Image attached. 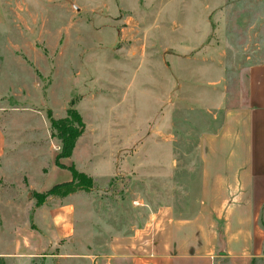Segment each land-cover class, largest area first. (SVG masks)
I'll return each mask as SVG.
<instances>
[{"label": "rangeland", "instance_id": "374dc122", "mask_svg": "<svg viewBox=\"0 0 264 264\" xmlns=\"http://www.w3.org/2000/svg\"><path fill=\"white\" fill-rule=\"evenodd\" d=\"M263 57L264 0H0V233L11 235L51 188L42 185L62 143L48 115L70 109L85 130L61 172L100 166L104 176L92 190L74 188L78 251L92 236L105 244L144 226L160 206L186 214L199 137L222 124L219 101H244L246 71Z\"/></svg>", "mask_w": 264, "mask_h": 264}, {"label": "crops", "instance_id": "0c3cea01", "mask_svg": "<svg viewBox=\"0 0 264 264\" xmlns=\"http://www.w3.org/2000/svg\"><path fill=\"white\" fill-rule=\"evenodd\" d=\"M203 101L208 105L218 102L208 96ZM218 104V109L225 107L223 121L216 131L204 132L199 137L201 168L197 182L191 187L193 205L186 214L178 213L173 204L160 206L144 226L130 233L114 234L105 244L97 243L92 236V242L78 251L80 194H53L42 205L33 204L28 219L12 228L11 240L7 233H0L1 240H9L0 245V258L10 264H217L219 259H227L228 264H254L262 261L264 57L246 71L244 101L228 108L223 100ZM117 145L123 156L128 151L135 153H131L135 144ZM7 151L6 133L0 125V171L8 159ZM74 153L70 161L75 158ZM60 169L56 168L45 178L43 189L45 185L52 188L72 181L70 171L62 173ZM102 169L99 166L82 171L98 182L104 178ZM61 178L65 180L58 181ZM107 179L113 180L112 176ZM3 203L0 192V212ZM0 216L5 219L4 214Z\"/></svg>", "mask_w": 264, "mask_h": 264}, {"label": "trees", "instance_id": "16d2710c", "mask_svg": "<svg viewBox=\"0 0 264 264\" xmlns=\"http://www.w3.org/2000/svg\"><path fill=\"white\" fill-rule=\"evenodd\" d=\"M50 119L52 135L53 137L61 141V152L56 157V166L61 169H65V164L61 162L63 159H71L76 148L79 138L84 134L85 124L82 120V117L70 109L67 112V116L63 119H56L52 115H48ZM68 171L72 174V181L69 183L58 184L52 187L50 190L46 191L42 195L41 199L36 203L37 206L42 205L47 197L53 194H62L61 188H71L69 192L62 195H68L70 193H75L76 189L82 191L92 190L94 181L91 177L85 175L84 173L78 172L74 165H71L67 168ZM80 183L79 185H76ZM73 188V189H72Z\"/></svg>", "mask_w": 264, "mask_h": 264}]
</instances>
